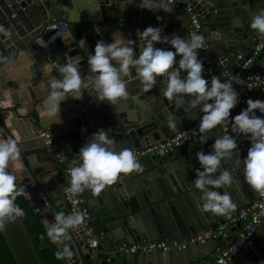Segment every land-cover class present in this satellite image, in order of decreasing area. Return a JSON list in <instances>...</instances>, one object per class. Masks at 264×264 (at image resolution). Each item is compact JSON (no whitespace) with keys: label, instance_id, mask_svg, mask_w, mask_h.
Wrapping results in <instances>:
<instances>
[{"label":"water","instance_id":"95a60500","mask_svg":"<svg viewBox=\"0 0 264 264\" xmlns=\"http://www.w3.org/2000/svg\"><path fill=\"white\" fill-rule=\"evenodd\" d=\"M187 1L200 14L204 35L217 67L232 70L241 64L254 43L255 31L250 27L252 16L264 9V0ZM8 2H11L10 7H7ZM139 3L140 0H0V26L10 32V36L0 33V66L20 56L27 55L31 60L23 67L24 77H18L16 83L11 82L10 89L4 85L0 87L4 91H0V100L4 103L0 108L11 113L0 114V134L4 140L19 138L20 160L26 174L17 176L14 173L16 183L18 188L25 190L28 205L36 212L46 231L47 225L54 222L56 213L68 215L69 212L61 194L59 167L47 152L39 129L47 127L58 146L67 152L79 151L93 133L105 129L109 138L115 141L116 151H120L170 138L202 114L199 106L190 105L188 97L183 106L167 100L162 92V78L158 77L155 87L146 91L135 79L133 70V78L126 85L128 95L116 104L99 101L89 85L82 89V99L69 96L61 102L58 117L51 118L53 123L49 126L33 117L35 103L46 101L50 92V78H59L55 65L65 64L67 58L78 57L81 75L87 78L91 75L88 55L94 54L97 41L112 42L114 32H122L126 39L135 41L137 54V30L143 31L149 25L162 28V36L175 34L187 39L189 15L185 8L173 4L174 10L167 13L141 9L137 6ZM53 20L68 25L62 30L52 25L43 33L44 26ZM155 46L174 51L166 43ZM236 53L242 54L240 59L236 58ZM263 54L264 47L251 68ZM178 60L179 56L176 67L179 66ZM45 63L50 64V68H46ZM218 74L221 81L226 80L223 71ZM181 75L186 76V73ZM254 97L264 100V84L256 89ZM23 103L33 107L24 112L21 110ZM257 115L264 118L258 110ZM170 121L176 124L175 129H170ZM69 133V138L60 137ZM222 136L207 134L206 143L198 139L164 155L139 159L142 171L121 174L115 184L107 186L98 196L86 189L82 195L88 202L91 218L103 216L99 220L103 222L104 236L92 248L85 243L82 231L70 230V238L64 243L74 253L71 259L81 257L86 264L91 261L97 264H128L130 261L157 264L155 261L161 258L168 260L162 264H187L205 257L220 240L191 243L185 248L165 252H125L122 247L142 240L184 237L224 221L225 216L199 210L201 193L194 186L196 169L200 168L196 153L213 151L214 140ZM242 138L247 149L239 147L232 159L222 161L220 168V171L229 170L237 176V180L232 177L230 186L218 189L231 196L236 204L235 211L249 202L239 203L243 193L252 189L245 181L243 168L251 141L243 135ZM233 179L237 182L234 183ZM51 212L53 216L47 218ZM0 234L15 264H43L22 218L8 224ZM54 244L62 250L60 244ZM194 246H201V251L194 252ZM245 256L247 264H264V242L259 249L251 250Z\"/></svg>","mask_w":264,"mask_h":264},{"label":"clouds","instance_id":"9594fccd","mask_svg":"<svg viewBox=\"0 0 264 264\" xmlns=\"http://www.w3.org/2000/svg\"><path fill=\"white\" fill-rule=\"evenodd\" d=\"M174 3L175 0H140L137 6L171 13ZM250 27L264 36V9L252 16ZM162 32V28L151 25L143 31L137 30L138 54L135 51L136 42L126 39L122 32H114L110 43L97 41L94 54H89L87 58L91 74L87 78L81 75L78 57L67 58L65 64L57 63L55 68L58 69L59 78L52 76L49 80L50 92L45 101L47 115L57 118L61 102L69 96L82 99V89L89 85L99 101L116 104L127 97L126 85L133 78V70L135 79L146 91L155 87L158 77L162 78V92L167 100L183 106L188 97L192 107L199 106L203 113L198 127L201 134L199 142L206 143V134L217 126L231 123V131L235 135L225 134L215 139L213 151L207 154L204 151L196 153L200 168L196 169L194 179V186L201 193L199 210L230 217L236 204L227 192L221 193L218 189L232 184V173L229 170L220 171V168L222 161L232 159L234 153L239 151L238 136L243 135L251 141V147L243 159L245 181L264 197V118L257 115V110L264 114V100L249 98L247 107L232 117L231 112L239 102V93L233 87V81L238 78L221 81L217 76H212L209 86V79L203 76L204 63L199 59V50L205 47V37L195 31L187 39L175 34L162 36ZM0 33L10 36L3 26H0ZM158 43L169 44L174 51L156 47ZM178 56L179 66L176 67ZM182 72L186 76H182ZM169 127L175 129L176 124L170 121ZM196 132L193 129L194 135ZM20 157L19 138L0 140V231L25 215L24 210L16 204L17 197L26 194L25 190L18 188L17 176L8 171L10 163L14 164ZM79 160L80 163L69 170L70 186L65 190L69 199L86 189L98 196L107 186L115 184L121 174L143 170L132 150L125 148L116 151L115 141L109 138L105 129L93 133L79 149ZM84 222L85 214L80 211L68 215L64 212L55 214L54 222L47 225V236L53 243L63 245L62 250L55 253L57 259L70 260L73 257V251L64 241L70 238V230L77 229Z\"/></svg>","mask_w":264,"mask_h":264},{"label":"built area","instance_id":"2783aa9c","mask_svg":"<svg viewBox=\"0 0 264 264\" xmlns=\"http://www.w3.org/2000/svg\"><path fill=\"white\" fill-rule=\"evenodd\" d=\"M174 5L176 7H183L189 15V26L187 28V38L192 32H197L199 35H204L202 21L200 14L195 10L194 6L187 0H175ZM11 6V2L7 3V7ZM56 26L57 29L62 30L68 25L67 22L53 20L52 23L46 24L43 28V33L48 31L50 26ZM196 25L199 27L197 28ZM254 43L251 45L249 55L242 61L241 64L234 66L232 70L222 68L226 74V80L237 77L238 80L233 81V87L239 93V102L237 106L232 110L231 116L233 117L235 109L246 104V101L251 98L256 89L264 84V54L257 60L255 65L251 68L254 60L258 57L260 51L264 47V36H261L255 31L253 36ZM201 59L204 63L203 76L210 80L212 76L219 78V71L217 65L211 56V49L209 43L205 37V47L199 50ZM241 53L236 55V58H241ZM251 88V89H250ZM203 113L201 114V116ZM194 120L186 129L181 130L173 134L170 138H166L160 142L147 144L139 148H131L137 158V160L147 157L149 155H164L170 151H173L183 145L190 142H194L199 139L200 133L198 127L200 119ZM231 120V118H229ZM223 135L234 134L231 131V123H225L217 126ZM193 129L197 132L194 135ZM235 135V134H234ZM39 136L43 140V143L47 149V152L51 156V159L56 163L58 167H61L60 178L62 181L61 194L63 201L68 205L69 214L74 211H80L85 214V222L77 229L82 231V235L85 237V243L88 247H96L99 240L104 236L102 230H96L92 224L90 209L86 198L79 194L76 197L69 199L65 190L70 186L69 170L80 163L79 151L67 152L63 148L59 147L56 143L52 132L47 128L39 129ZM237 142L242 150H246V141L242 136L237 137ZM33 183L30 184L32 186ZM264 224V197H261L258 193L256 198L245 206L234 211L230 217H226L223 222L218 223L216 226L208 230H200L195 233L185 235L184 237L177 238H165V239H152L142 240L139 242L131 243V245L123 246L122 249L125 252H152V251H169L185 248L188 244L199 243L202 244L207 240H213L220 242L226 240L225 245L216 243L213 249V255L211 258L199 261L198 264H229L237 254H247L251 251L253 246L254 233L256 228ZM231 228H240L235 237L230 236L228 230ZM66 264H86L81 257L68 259ZM89 264H97L91 261Z\"/></svg>","mask_w":264,"mask_h":264},{"label":"crops","instance_id":"0c3cea01","mask_svg":"<svg viewBox=\"0 0 264 264\" xmlns=\"http://www.w3.org/2000/svg\"><path fill=\"white\" fill-rule=\"evenodd\" d=\"M30 61H31L30 58L26 55L25 57L20 56L17 58H12V59L6 61L3 65H1L0 66V87H1V85H4L6 89H10V86L12 85L11 82L16 83L18 80V77H24L25 73L23 72V67H26L27 63ZM45 65H46V68H50V64L45 63ZM39 70L43 71L42 68H40ZM218 71L221 72V69L218 68ZM0 91H1V89H0ZM1 92L3 93L4 91H1ZM0 99H1V97H0ZM21 99H23V98L21 97ZM251 99L256 100L254 97V93L252 94ZM10 101H11V99H10ZM3 104H4L3 101L0 100V106ZM23 104H25V103H23ZM31 106L32 105L30 104L29 107H27L25 104V105H23L21 110H23L25 112V111H27V108L30 109ZM246 107H247V104L235 109L234 114H239ZM0 110H1L0 114H2V115L11 114L8 110H2V108H0ZM32 114H33V117L35 119L39 118L38 120L41 121L42 125L49 126L50 124L53 123L51 118L47 115V109L45 106V101H43L42 103L36 102L34 107H33ZM40 116H41V118H40ZM44 128H47V127H44ZM207 134L219 135V136L223 135V133L221 132V130L218 127L213 129L212 132L207 133ZM63 136H65L66 138H69L71 136V134L69 133V134L60 135V137H63ZM0 140H4L3 136H1V134H0ZM238 149H239V146H238ZM246 156H247V153H246ZM243 168H244V165H243ZM234 169L236 170V168H234ZM59 170L61 172V168ZM8 171L14 172L17 176H25V174H26L24 167H23V164L21 163L20 159L18 161L14 162V164L10 163ZM232 177L237 180V176L234 173H232ZM234 179H233L234 183L237 182ZM81 195H82V193H81ZM256 196L257 195L253 189H251L250 191L246 190V192L243 193L242 199L239 201V203L243 204V203L247 202L248 200H249V202H251L254 198H256ZM249 202H247V203H249ZM245 205H243V206H245ZM52 216H53V213L51 212L50 214L47 215V218L52 217ZM101 217H103V216L98 215L94 218H91L92 224L96 230H102L103 222L99 220V218H101ZM41 228H42V231H41L40 236H39L40 240L44 234H47V231L45 230V227L43 226L42 223H41ZM239 230H240V228H231L228 230V233L230 234V236L235 237ZM254 234H255L254 239H253L254 248L251 249L253 251L256 249H259L264 242V224L259 225L256 228ZM165 238H171V237H165ZM165 238H160V239H165ZM177 238H181V237H177ZM100 241H101V239L99 240V242ZM51 243L54 246L56 252L61 251V249H59L52 241H51ZM219 243L221 245H225L226 240H222ZM132 244H134V243H132ZM129 245H131V244H129ZM61 247H63V245H61ZM213 249L205 257H202V258H199L196 260H192V261L188 262L187 264H198L199 261L211 258L213 255ZM193 250H194V252H197V251L200 252L201 246H199V247L194 246ZM59 260H60L61 264L66 263V261H64L63 259H59ZM155 262L157 264H162V263H168V260H163V259L159 258ZM128 264H136V263H135V261H130ZM229 264H247V257L245 256V254H237L235 256V258Z\"/></svg>","mask_w":264,"mask_h":264},{"label":"trees","instance_id":"16d2710c","mask_svg":"<svg viewBox=\"0 0 264 264\" xmlns=\"http://www.w3.org/2000/svg\"><path fill=\"white\" fill-rule=\"evenodd\" d=\"M16 204L19 205L25 212V215L22 217V219L30 236L32 237L33 245L43 264H61L60 260L55 256L56 250L47 234H44L40 240L39 236L42 231L41 222L36 212L28 205V201L24 195L17 197ZM0 264H15V261L1 234Z\"/></svg>","mask_w":264,"mask_h":264},{"label":"rangeland","instance_id":"374dc122","mask_svg":"<svg viewBox=\"0 0 264 264\" xmlns=\"http://www.w3.org/2000/svg\"><path fill=\"white\" fill-rule=\"evenodd\" d=\"M60 168H61V167H60ZM60 168H59V169H60Z\"/></svg>","mask_w":264,"mask_h":264}]
</instances>
